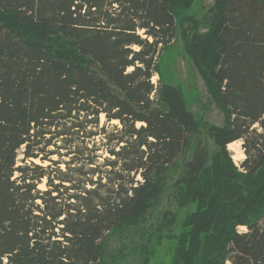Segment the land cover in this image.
<instances>
[{
	"label": "trees",
	"instance_id": "16d2710c",
	"mask_svg": "<svg viewBox=\"0 0 264 264\" xmlns=\"http://www.w3.org/2000/svg\"><path fill=\"white\" fill-rule=\"evenodd\" d=\"M192 1L0 0V264L97 263L107 233L159 200L200 128L179 86L152 82ZM182 35L227 121L211 130L221 150L197 137L174 181L195 205L175 264H264V0H214ZM101 113L121 129L108 135ZM98 135L108 155L76 143Z\"/></svg>",
	"mask_w": 264,
	"mask_h": 264
},
{
	"label": "rangeland",
	"instance_id": "374dc122",
	"mask_svg": "<svg viewBox=\"0 0 264 264\" xmlns=\"http://www.w3.org/2000/svg\"><path fill=\"white\" fill-rule=\"evenodd\" d=\"M213 1L193 0L189 6L182 7L177 11L176 37L171 45L156 60L160 73H154L152 77V82L155 87L160 86L162 82H168L179 86L183 90L187 104L200 124L199 133L195 136V139L197 137L201 139L211 154L221 150V147L211 135L212 127L225 124L227 116L223 107L219 106L213 99L204 77L195 64L192 55L188 53L182 30L188 24L194 27L195 23H201V20L204 19V15L213 4ZM183 19H185V22L182 24ZM200 29L206 31L204 21ZM138 33L141 37H148L144 30L139 29ZM149 41H153L152 37ZM133 48L139 49L140 47L134 45ZM132 69L133 67H130L128 71ZM152 95L154 100L158 97L157 92H154ZM100 124L101 126L105 125L108 135L115 133L116 128L121 129L122 127V124L117 119L107 121L104 113H101ZM141 125L142 123H137V127ZM254 126L258 132H264V129L259 124H255ZM80 136V140H82L84 138L82 137V133H80ZM195 139H193L192 147ZM237 140L239 145L235 149L236 151L230 150L229 147H227V150L233 162L237 166H241V163L248 157V154L244 145L245 140L243 138ZM76 143L79 147H89L90 149L94 148L95 144H100L102 149L98 151L100 153L99 155H108L107 149L111 147L108 144L107 138L101 135L91 138L86 137L84 142L81 143V141H78ZM248 145L250 149L251 142ZM192 147L186 153L180 155L178 158L180 164L177 165L176 169L172 170L171 178L164 192L159 200L150 206L144 218L137 225L128 224L120 228H115L107 233L105 253L102 259L94 264H175L174 257L176 248L184 241L182 235L187 230L186 228H188L187 217L193 211L195 205L181 204L176 199L173 185L178 176L177 173L180 172L185 161L190 158ZM86 152L90 153L88 150ZM240 154L244 155V158L237 160L236 158H239ZM22 156L23 154L20 153L18 164H22ZM53 158L57 159L58 155H54ZM64 159L68 160L69 157L65 156ZM102 160V157H99V161ZM37 163L42 162L39 161ZM48 163L49 161H46L44 164L47 165ZM61 168L66 169L65 163L61 164ZM54 173L51 172L53 174L51 178L54 182H58ZM86 178L90 179L93 176L88 174ZM138 179H142L141 176H138ZM46 183L47 178H44L43 181L39 182L38 188L42 190L47 189ZM85 186L90 188L93 185L91 182L86 181ZM63 192V201L68 193L74 192L81 194L79 190L71 189L68 191L64 190ZM237 228L240 231L247 229L245 225H239Z\"/></svg>",
	"mask_w": 264,
	"mask_h": 264
},
{
	"label": "bare ground",
	"instance_id": "6f19581e",
	"mask_svg": "<svg viewBox=\"0 0 264 264\" xmlns=\"http://www.w3.org/2000/svg\"><path fill=\"white\" fill-rule=\"evenodd\" d=\"M239 142H237V141H234V142H232V143H230L229 144V149L230 150H233V151H236L235 149H237V147H238V144ZM244 158V155H242V154H240V157L239 158H236L237 160H241V159H243ZM36 162H39L40 160L39 159H36L35 160Z\"/></svg>",
	"mask_w": 264,
	"mask_h": 264
}]
</instances>
